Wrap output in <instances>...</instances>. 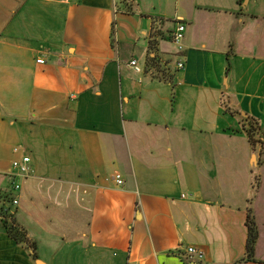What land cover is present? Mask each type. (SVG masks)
<instances>
[{
    "label": "crops",
    "instance_id": "0c3cea01",
    "mask_svg": "<svg viewBox=\"0 0 264 264\" xmlns=\"http://www.w3.org/2000/svg\"><path fill=\"white\" fill-rule=\"evenodd\" d=\"M158 1L116 12L115 0H0V208L35 249L0 220V264L245 257L252 190L228 146L250 148L228 132L241 116L264 133V12L246 11L258 0H175L169 16ZM244 61L260 91L239 88ZM22 156L27 177L11 167ZM256 222L255 262L238 264H264ZM191 246L203 260H186Z\"/></svg>",
    "mask_w": 264,
    "mask_h": 264
},
{
    "label": "rangeland",
    "instance_id": "374dc122",
    "mask_svg": "<svg viewBox=\"0 0 264 264\" xmlns=\"http://www.w3.org/2000/svg\"><path fill=\"white\" fill-rule=\"evenodd\" d=\"M158 2L160 5H164L167 9L168 15L172 16L175 0H159ZM245 2L246 0H244V3ZM130 3L132 5L133 11L136 12L137 0H132ZM115 6H116L115 7L116 12H122L123 8L121 4L119 3V1L115 2ZM246 11L255 12V13L264 12V0H258L257 6H254L253 3L250 2V4L246 7ZM167 18H171V17H167ZM170 20L172 19H169V20L166 19V21H164L166 28H169V29L172 28V21ZM243 38L245 39L246 37L243 36ZM243 42L250 43L249 39L248 41L244 40ZM247 61H244L243 63H240L239 65V73L237 74V77L240 82L238 83V86L241 89L247 88L248 91H255V90L260 91L259 89H256V86L258 85V83L250 81L248 72L246 71V68L248 66ZM170 64H173V62L171 61ZM227 64H229V66L232 67V63L230 61H228ZM29 85H30V82L21 83L20 92L22 91L24 92V94L29 93L27 91V88L29 87ZM242 121L243 119L241 116L239 117L236 116L235 119H230V123L233 125L234 130L232 132L229 131L228 133L232 135V137H235V139L236 138H240L241 140L244 139L245 143L247 142L246 145L250 149L246 150L244 147V143H238V142L230 143L228 147H230L233 151V156L235 159L233 166L234 168L239 170V171H236V173H248V189L250 191L252 190L251 197H250L251 207L253 209L256 221L258 219L259 222H262L264 221V136L262 137L261 135H255V143H254L255 148H252L248 144L245 132H243V130L238 125V123ZM260 121L261 123L264 124V116L261 117ZM233 134H236V135H233ZM238 160L240 162L239 164L237 163ZM250 162L252 165H250ZM256 163L258 164L255 165ZM21 216H23V214H19L17 218L20 220Z\"/></svg>",
    "mask_w": 264,
    "mask_h": 264
},
{
    "label": "trees",
    "instance_id": "16d2710c",
    "mask_svg": "<svg viewBox=\"0 0 264 264\" xmlns=\"http://www.w3.org/2000/svg\"><path fill=\"white\" fill-rule=\"evenodd\" d=\"M119 1L121 5L131 4L130 2L132 0H115ZM130 6H128L129 8ZM128 8H126L127 11H130ZM243 121L246 122V127H243V132H245V135L247 137V141L249 145L252 148H255V135H261L264 136V133L262 132L261 127L259 126V123L257 120L252 118H246ZM247 209H246V221L245 226L247 229V240H246V246H245V257L241 259L240 262H255V247L256 243L259 237L258 227L256 224L255 215L253 212V209L251 207V200L249 199L247 201ZM0 220L2 222L3 228L5 230V233L14 240L19 245H26L27 248L31 250H35L33 245L29 244L25 232L18 227L12 216L9 214V209H4L3 207L0 208ZM34 259H36L35 255H32ZM237 263V264H238Z\"/></svg>",
    "mask_w": 264,
    "mask_h": 264
},
{
    "label": "built area",
    "instance_id": "2783aa9c",
    "mask_svg": "<svg viewBox=\"0 0 264 264\" xmlns=\"http://www.w3.org/2000/svg\"><path fill=\"white\" fill-rule=\"evenodd\" d=\"M185 31V27L181 23H177L176 29L172 35V42L174 45L178 47L179 50H181V42L183 40V34ZM37 64H44L43 59H37ZM129 66L136 72V73H141V68L138 65V63L134 60H131L129 62ZM177 70H183L184 65L182 63H177L176 64ZM29 163L30 159L29 157L22 156V158L15 160L12 162L11 167L13 170H15L19 176L21 177H27L30 175V168H29ZM115 183L118 187H121L123 185V179L120 175L115 176ZM14 189L17 190L19 189V186L15 185ZM184 257L188 262H196V261H201L203 260V252L196 248V247H187L184 251Z\"/></svg>",
    "mask_w": 264,
    "mask_h": 264
}]
</instances>
